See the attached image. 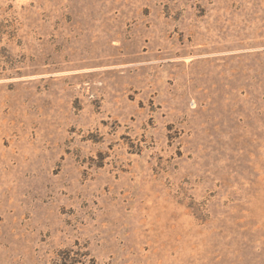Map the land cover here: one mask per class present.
Wrapping results in <instances>:
<instances>
[{
    "label": "rangeland",
    "instance_id": "obj_1",
    "mask_svg": "<svg viewBox=\"0 0 264 264\" xmlns=\"http://www.w3.org/2000/svg\"><path fill=\"white\" fill-rule=\"evenodd\" d=\"M0 264H264V0H0Z\"/></svg>",
    "mask_w": 264,
    "mask_h": 264
}]
</instances>
